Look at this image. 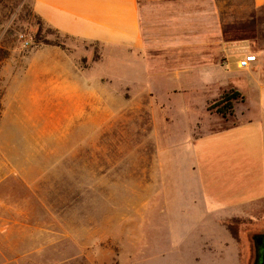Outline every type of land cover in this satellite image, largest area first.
I'll return each mask as SVG.
<instances>
[{"label": "rangeland", "instance_id": "1", "mask_svg": "<svg viewBox=\"0 0 264 264\" xmlns=\"http://www.w3.org/2000/svg\"><path fill=\"white\" fill-rule=\"evenodd\" d=\"M33 6L34 0H0V203L67 211L69 224L80 228L77 242L59 233L50 258L36 264H255L264 200L250 204L264 196L262 169L245 147L242 125L201 148L190 143L193 120L184 98L168 97L173 83L165 65L134 79L114 66L85 72L101 78L116 120L98 137H84V151L72 159L64 158L59 134L19 126L34 106L21 96L31 79L21 76L42 48L36 41L59 44L83 69L102 51L39 25ZM259 17L264 22V10ZM214 104L207 110L218 115ZM209 125L218 130L221 119ZM198 133L193 129V137Z\"/></svg>", "mask_w": 264, "mask_h": 264}, {"label": "crops", "instance_id": "2", "mask_svg": "<svg viewBox=\"0 0 264 264\" xmlns=\"http://www.w3.org/2000/svg\"><path fill=\"white\" fill-rule=\"evenodd\" d=\"M33 10L49 28L99 45L102 51L97 61L83 69L63 48H39L21 76L31 79L22 86L21 96L34 106L20 127L48 128L59 134L64 158L72 159L84 151V137H98L116 120L115 108L110 107L114 99H105L101 78H89L85 72L94 66H114L134 79L162 64L173 84L183 80L195 84L190 90L172 84L168 92L169 98L182 97L186 102L188 120H193L188 125L190 143L201 148L202 142L219 140L225 131L242 125L245 147L262 169L258 183H264V22L259 17L264 0H34ZM250 55L256 61L241 68L240 62ZM227 89H234L242 99L234 103L233 116L225 119L207 109ZM7 116L6 108L4 121ZM215 117L222 126L207 130ZM4 124V130L11 129ZM196 127L201 133L193 137ZM186 147L177 146L179 151ZM10 198L15 200L16 195ZM263 200L264 196L250 205ZM3 205L0 264L45 263L59 233L77 242L80 228L69 224L67 211L16 202Z\"/></svg>", "mask_w": 264, "mask_h": 264}, {"label": "trees", "instance_id": "3", "mask_svg": "<svg viewBox=\"0 0 264 264\" xmlns=\"http://www.w3.org/2000/svg\"><path fill=\"white\" fill-rule=\"evenodd\" d=\"M36 18L38 19L39 25L40 23H43V21L36 15ZM44 24V23H43ZM46 26V25H45ZM49 31H54L56 33H59L47 26ZM60 34V33H59ZM227 36H230V31H227ZM37 46L41 47H61L59 44L52 43L50 41H36ZM242 99V95L238 92H236L234 89H227L225 90L219 97V99L215 102V104L212 106V108H215V110L225 119L230 118L234 114V103L238 100ZM261 241V244L264 242V234L259 236ZM261 249V245L259 246V243H256V259L255 264H257V261L259 259V250Z\"/></svg>", "mask_w": 264, "mask_h": 264}, {"label": "built area", "instance_id": "4", "mask_svg": "<svg viewBox=\"0 0 264 264\" xmlns=\"http://www.w3.org/2000/svg\"><path fill=\"white\" fill-rule=\"evenodd\" d=\"M256 61V57L255 56H247L245 60L240 62V67L241 68H246L249 66L250 63H253Z\"/></svg>", "mask_w": 264, "mask_h": 264}, {"label": "water", "instance_id": "5", "mask_svg": "<svg viewBox=\"0 0 264 264\" xmlns=\"http://www.w3.org/2000/svg\"><path fill=\"white\" fill-rule=\"evenodd\" d=\"M260 237L257 236L254 240L256 243H258V241L260 240L259 239ZM261 249H260V253H259V260L257 262V264H264V242L263 244H261Z\"/></svg>", "mask_w": 264, "mask_h": 264}, {"label": "flooded vegetation", "instance_id": "6", "mask_svg": "<svg viewBox=\"0 0 264 264\" xmlns=\"http://www.w3.org/2000/svg\"><path fill=\"white\" fill-rule=\"evenodd\" d=\"M258 243H259V246H260V245H261V241H260V242L258 241ZM261 246H262V245H261ZM259 252H260V250H259ZM258 260H259V259H258ZM257 262H258V261H257Z\"/></svg>", "mask_w": 264, "mask_h": 264}]
</instances>
